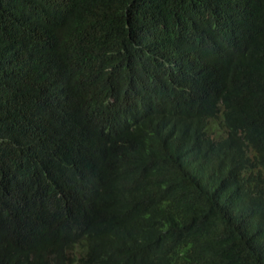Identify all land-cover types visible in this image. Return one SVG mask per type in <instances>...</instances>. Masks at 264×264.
Listing matches in <instances>:
<instances>
[{
    "label": "trees",
    "instance_id": "trees-1",
    "mask_svg": "<svg viewBox=\"0 0 264 264\" xmlns=\"http://www.w3.org/2000/svg\"><path fill=\"white\" fill-rule=\"evenodd\" d=\"M0 264H264V0H0Z\"/></svg>",
    "mask_w": 264,
    "mask_h": 264
},
{
    "label": "rangeland",
    "instance_id": "rangeland-1",
    "mask_svg": "<svg viewBox=\"0 0 264 264\" xmlns=\"http://www.w3.org/2000/svg\"><path fill=\"white\" fill-rule=\"evenodd\" d=\"M210 124L216 129V126H217V121L216 120H211L210 121ZM212 135L216 136L217 134L221 133V130L220 129H217L215 130L214 132H211Z\"/></svg>",
    "mask_w": 264,
    "mask_h": 264
}]
</instances>
